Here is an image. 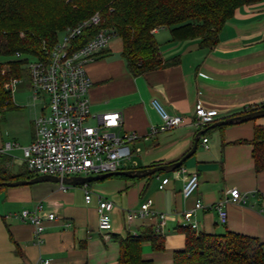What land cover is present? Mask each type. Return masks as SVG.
I'll return each mask as SVG.
<instances>
[{
    "label": "crops",
    "instance_id": "0c3cea01",
    "mask_svg": "<svg viewBox=\"0 0 264 264\" xmlns=\"http://www.w3.org/2000/svg\"><path fill=\"white\" fill-rule=\"evenodd\" d=\"M152 34L161 60L175 63L133 77L121 57L120 41L115 38L116 42H109L85 67L92 83L87 96L89 111L119 112L123 119L121 131L138 136L130 146L128 167L123 161L118 171L174 164L191 150L196 134L204 130L194 154L179 169L146 177L111 176L85 185L65 186V190L50 182L1 187L0 264H37L40 258L50 264H117L119 245L113 236L124 238L127 234L160 236L162 250L155 251L146 239L141 257L153 264H173L174 253L185 248V236L179 231L184 227L182 213L196 200L205 206L195 213L197 233L247 236L257 239L264 249V171L255 173L250 144L254 128L264 126V118L208 129L214 122L264 106V0L236 9L211 50L201 48L198 39L173 41L166 27H157ZM152 99L169 114L181 116L183 124L166 133L149 135L150 128L160 124L150 106ZM11 100L14 109L0 117V147L6 141L26 146L34 138V120L46 112L48 100L46 95L33 100L30 86L15 90ZM197 102L205 110H215L217 116L212 123L196 129L190 123ZM13 120L28 134H17L18 129L8 134ZM203 139H207L206 144ZM20 158L17 150L0 154V169L13 177L26 173ZM191 173L198 177L197 192L184 199L182 187ZM165 179L167 183L160 190ZM232 189L245 196L244 201L227 203V220L221 224L213 206L228 197ZM85 191L91 195L89 204L84 202ZM100 200L114 206L108 214V232L98 229ZM147 200L152 201L151 210L167 216L160 233L155 230L157 219L126 221V212L138 209ZM39 201L43 203L42 217L53 213L57 218L45 221L43 243L37 246L33 227L20 221L18 215Z\"/></svg>",
    "mask_w": 264,
    "mask_h": 264
},
{
    "label": "trees",
    "instance_id": "16d2710c",
    "mask_svg": "<svg viewBox=\"0 0 264 264\" xmlns=\"http://www.w3.org/2000/svg\"><path fill=\"white\" fill-rule=\"evenodd\" d=\"M263 0H0V117L14 109L11 95L3 85L11 78L28 73L20 69V58L45 60L59 35L69 27L98 13L101 23L85 29L72 42V51L83 47L100 29L118 38L121 57L133 76L169 67L163 62L153 37L157 27L170 29L173 41L199 40L201 48L211 50L218 34L236 9ZM19 54L21 57H16ZM24 61V60H23ZM29 80V77H28ZM264 110V106L249 112ZM247 112V113H249ZM246 114V113H245ZM251 157L255 173L264 171V126L254 128ZM27 172L18 177L0 169V183L29 180ZM1 188V187H0ZM185 248L175 252L173 264H264L263 245L255 238L230 232L223 235L196 233L182 227ZM119 245L117 264H153L141 257V245L149 239L155 251L162 250V238L127 234L113 236Z\"/></svg>",
    "mask_w": 264,
    "mask_h": 264
},
{
    "label": "built area",
    "instance_id": "2783aa9c",
    "mask_svg": "<svg viewBox=\"0 0 264 264\" xmlns=\"http://www.w3.org/2000/svg\"><path fill=\"white\" fill-rule=\"evenodd\" d=\"M101 17L98 13L80 21L73 27L66 28L56 43L47 52L45 60L31 58L27 61V73L33 100L42 95L48 98L47 110L34 120V138L26 146L13 141H6L0 147V154L8 155L17 150L26 172L33 176L88 177L105 175L118 171L122 160L131 157L130 146L138 136L134 132H122V115L119 112L91 114L89 111L88 92L92 86L86 73V65L93 62L97 54L107 48L113 34L100 29L83 47L72 51V42L87 28L99 26ZM16 57H21L19 54ZM20 79L11 78L3 88L11 96L14 94ZM151 108L160 119V124L150 128L149 135L166 133L180 127L184 119L169 114L162 104L152 99ZM217 112L205 110L200 102L194 109L191 126L202 128L213 122ZM92 121V123H90ZM206 144L207 139L202 140ZM167 180H163L159 189L162 190ZM65 190V185H61ZM198 188L197 174L188 175L181 191L184 199L195 195ZM226 198L213 207L217 211L221 224H225L227 213L224 206L244 201V197L236 189L229 190ZM91 195L85 191L84 202L89 204ZM152 201L147 200L136 210L126 212L127 223L135 219L151 217L157 219L155 230L160 233L167 216L151 210ZM113 204L100 200L97 208L98 229L103 232L111 230L108 217ZM205 209L200 200L193 207L182 213L184 227L197 233L194 221L195 213ZM43 203L34 204L31 209L21 210L20 221L33 227V239L37 246L43 243L45 221H53L57 217L53 213L42 217ZM135 236V235H134ZM37 264H50L49 260L40 258Z\"/></svg>",
    "mask_w": 264,
    "mask_h": 264
},
{
    "label": "water",
    "instance_id": "95a60500",
    "mask_svg": "<svg viewBox=\"0 0 264 264\" xmlns=\"http://www.w3.org/2000/svg\"><path fill=\"white\" fill-rule=\"evenodd\" d=\"M261 118H264V110H257V111L249 112V113H246L240 116H235V117L227 118L225 120L214 122L211 126H209L208 129L221 127V126H228V125H233V124H238V123H243V122H248V121H255ZM203 133H204V130L199 131L194 138V142H193V146L191 150L187 152L178 162L171 164L169 166L157 167V168L148 169V170H138V171H135V170L116 171V172L105 174V175H96V176H88V177L59 178L55 176H36L29 180H17L13 182L0 183V187H11V188L24 187V186L43 183V182H50V183L61 184L65 186L85 185L91 182L104 180L111 176H125L128 178L134 179V178H139V177L150 176L160 171H173V170L179 169L182 166V164L194 154L197 148L198 142H199V138Z\"/></svg>",
    "mask_w": 264,
    "mask_h": 264
},
{
    "label": "rangeland",
    "instance_id": "374dc122",
    "mask_svg": "<svg viewBox=\"0 0 264 264\" xmlns=\"http://www.w3.org/2000/svg\"><path fill=\"white\" fill-rule=\"evenodd\" d=\"M59 38H61V34L59 35ZM58 38V39H59ZM116 37H112L111 38V41H110V43H113V42H116L115 39ZM21 60H22V64L20 65V69L21 70H23L24 72H27V61H29L31 58L30 57H28V58H24V57H22V58H20ZM8 60H10V58H7V57H1L0 56V63H2V64H4L6 61H8ZM24 60V61H23ZM20 80H21V82L17 85V87H16V91L17 90H19V89H21V88H26V87H29L30 86V81L28 80V77L26 76V75H24L23 77H21L20 78ZM18 96V93H16V97ZM47 97V96H46ZM47 100H48V98H47ZM10 114H12V113H8V115H10ZM7 115V116H8ZM14 116V115H13ZM12 118V117H11ZM11 121V120H10ZM10 123V126H9V128L10 129H7V132H8V134H13V132H15L17 129V134H28L27 132H25V130L23 129V127L22 126H19V128H18V126H16L15 124H18L17 122H15L14 123V120L12 121V124H11V122H9ZM0 124H1V122H0ZM4 124V123H3ZM2 130H3V125H2ZM13 131V132H12ZM19 131V132H18ZM2 133H3V131H2ZM7 134V133H6ZM19 144V143H18ZM21 145V144H20ZM20 161L22 162V160H21V158H20ZM123 161H125L124 163H126V167H128V164H129V161H127V160H122V161H120V163H119V165L121 164V162H123ZM19 164H23V162L22 163H19ZM60 185V184H59ZM69 187V186H68ZM71 187V186H70ZM72 189V188H71ZM183 220V219H182ZM183 222V226L185 225L184 223V221H182Z\"/></svg>",
    "mask_w": 264,
    "mask_h": 264
}]
</instances>
